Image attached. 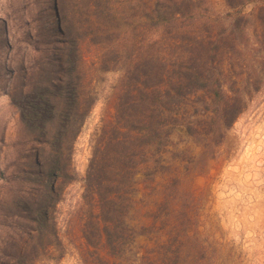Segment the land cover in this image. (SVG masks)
Listing matches in <instances>:
<instances>
[{
	"label": "rangeland",
	"instance_id": "374dc122",
	"mask_svg": "<svg viewBox=\"0 0 264 264\" xmlns=\"http://www.w3.org/2000/svg\"><path fill=\"white\" fill-rule=\"evenodd\" d=\"M85 1L0 0V264H109L87 173L137 58L158 47L159 0H124L100 29ZM197 1L204 29L231 20L225 0ZM244 26L225 72L244 109L220 125L208 92L187 101L165 155L173 176L142 170L123 211L133 254L264 264V12Z\"/></svg>",
	"mask_w": 264,
	"mask_h": 264
},
{
	"label": "trees",
	"instance_id": "16d2710c",
	"mask_svg": "<svg viewBox=\"0 0 264 264\" xmlns=\"http://www.w3.org/2000/svg\"><path fill=\"white\" fill-rule=\"evenodd\" d=\"M163 1L156 2L153 10L158 19V47L149 58L147 54L137 58V78L127 84L125 99L120 97L119 117L105 122L103 137L94 147L87 173V188L101 213L96 223L99 227L103 224L100 233L109 264L171 263L173 256L168 252L152 257L132 253L135 227L125 221L123 211L132 206L135 178L147 168L153 169L151 175L155 179L158 175L173 176V160L166 158V151L176 129L186 125L182 123L187 119L184 106L194 94L208 92L211 101L218 105L220 125L239 117L244 108L236 102L243 99L236 88L227 84L225 72L232 70L229 60L234 53L243 51L236 31L244 33L248 18L264 12V0H225L233 13L229 23H224L223 33V27L204 29L201 15L209 8L197 0ZM167 1L173 5L165 4ZM120 2L121 6L124 0H86L92 24L113 15ZM251 2L255 7L247 14L244 7ZM155 224L154 220L151 226ZM142 225L148 224L145 221Z\"/></svg>",
	"mask_w": 264,
	"mask_h": 264
}]
</instances>
